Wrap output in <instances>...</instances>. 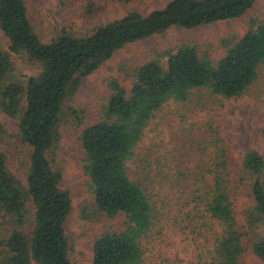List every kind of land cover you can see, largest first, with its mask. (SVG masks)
<instances>
[{"label": "trees", "instance_id": "1", "mask_svg": "<svg viewBox=\"0 0 264 264\" xmlns=\"http://www.w3.org/2000/svg\"><path fill=\"white\" fill-rule=\"evenodd\" d=\"M255 1L169 0L148 14L132 10L84 34L63 31L44 42L30 22L24 0H0V28L9 50L39 66L25 85L10 80L12 63L0 45V110L18 118L22 141L29 148L26 185L8 170L0 151V213L18 227L6 238L0 236V264H73L65 229L72 202L61 187V169L53 161L60 125L67 117L78 127L83 124L82 110L65 106L82 80L128 43L171 26L192 28L238 18ZM223 45L218 60L188 42L157 53L131 70L129 89L114 77L106 80L110 93L98 117L76 135L93 198L92 215L107 220L94 240L92 264H144L153 206L141 183L130 178L128 164L155 112L170 100L186 103L202 90L224 98L241 96L264 71V20L251 18L241 37L226 39ZM210 144L212 182L206 184L205 179L203 186L193 189V208L186 216L194 231H217L209 247L197 249L191 264H242L247 250L264 259V238L247 243L238 227L231 198L233 161L227 146L215 132ZM241 166L240 180L246 182L255 211L264 218V157L250 149ZM118 216L123 221L116 228L111 221ZM29 221L28 235L19 228Z\"/></svg>", "mask_w": 264, "mask_h": 264}, {"label": "rangeland", "instance_id": "2", "mask_svg": "<svg viewBox=\"0 0 264 264\" xmlns=\"http://www.w3.org/2000/svg\"><path fill=\"white\" fill-rule=\"evenodd\" d=\"M30 22L44 42L63 31L79 35L93 27L119 18L135 10L148 14L165 6L169 0H24ZM264 20V0L238 18L183 28L171 26L165 31L128 43L85 77L76 92L65 102L82 110L83 124L93 122L110 93L106 85L109 77L116 78L126 89L131 86L130 72L136 66L154 59L157 53L191 43L199 52L207 51L214 60L224 54V40L241 37L249 20ZM0 45L8 53L12 68L9 79L25 85L27 77L35 75L39 66L26 55L9 50V40L0 28ZM166 61V57L162 58ZM25 101L22 99L21 109ZM67 117L59 127L60 139L53 165L62 172L61 187L67 190L72 209L66 222L69 257L73 264H92L93 243L103 231L107 220L92 215L93 198L89 180L82 168L83 153L76 140L81 129ZM216 133L227 146L231 166L233 207L245 241L252 243L264 238V218L255 211L246 182L240 180L242 159L246 151L257 150L264 157V71L238 97L224 98L202 90L186 103L167 101L155 112L145 128L141 142L128 164L131 179L139 181L153 206V228L144 240V264H191L197 249L211 245L217 228L203 233L192 230L186 213L193 203V189L212 182L209 169L213 157L212 134ZM0 151L6 157L8 170L26 185L29 148L22 141L19 120L0 110ZM204 185V184H203ZM202 185V186H203ZM123 218L111 224L119 228ZM17 226L0 213V236L6 238ZM18 228V227H17ZM29 235L31 222L20 227ZM213 233V234H212ZM242 264H264V259L251 250L242 256Z\"/></svg>", "mask_w": 264, "mask_h": 264}]
</instances>
